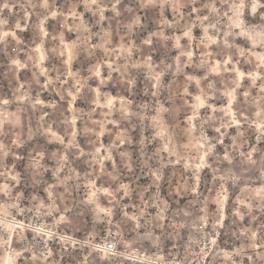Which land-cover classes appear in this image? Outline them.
I'll list each match as a JSON object with an SVG mask.
<instances>
[{
	"label": "rangeland",
	"instance_id": "374dc122",
	"mask_svg": "<svg viewBox=\"0 0 264 264\" xmlns=\"http://www.w3.org/2000/svg\"><path fill=\"white\" fill-rule=\"evenodd\" d=\"M135 248L264 264V0H0V264Z\"/></svg>",
	"mask_w": 264,
	"mask_h": 264
},
{
	"label": "built area",
	"instance_id": "2783aa9c",
	"mask_svg": "<svg viewBox=\"0 0 264 264\" xmlns=\"http://www.w3.org/2000/svg\"><path fill=\"white\" fill-rule=\"evenodd\" d=\"M93 249L98 254H108L112 256V254L117 249V242L112 235L106 234L96 240L95 244L93 245ZM144 255L145 253L140 248H135L134 250L130 251L129 257L136 259L139 264H180L177 261V258L173 257L172 259L164 254L161 258H158L156 254H152L150 256V258L152 259L149 260ZM201 261L202 263H205L204 259H202Z\"/></svg>",
	"mask_w": 264,
	"mask_h": 264
},
{
	"label": "bare ground",
	"instance_id": "6f19581e",
	"mask_svg": "<svg viewBox=\"0 0 264 264\" xmlns=\"http://www.w3.org/2000/svg\"><path fill=\"white\" fill-rule=\"evenodd\" d=\"M94 191V190H93Z\"/></svg>",
	"mask_w": 264,
	"mask_h": 264
}]
</instances>
